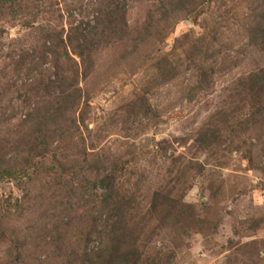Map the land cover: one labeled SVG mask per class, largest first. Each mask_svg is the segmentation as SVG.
Here are the masks:
<instances>
[{
  "label": "rangeland",
  "instance_id": "374dc122",
  "mask_svg": "<svg viewBox=\"0 0 264 264\" xmlns=\"http://www.w3.org/2000/svg\"><path fill=\"white\" fill-rule=\"evenodd\" d=\"M102 1L0 0V264H264V0Z\"/></svg>",
  "mask_w": 264,
  "mask_h": 264
},
{
  "label": "trees",
  "instance_id": "16d2710c",
  "mask_svg": "<svg viewBox=\"0 0 264 264\" xmlns=\"http://www.w3.org/2000/svg\"><path fill=\"white\" fill-rule=\"evenodd\" d=\"M166 1H168L169 7L167 10H165L162 13L161 17L163 19L161 21H168V12L173 13L174 11L179 10L181 3L185 2V1H189V0H166ZM114 3H116L115 0H103L102 2L99 3L98 10L96 12V15H97V17L95 18L96 21H94L96 24L99 22L100 23H104V22L114 23L115 22L117 10H116V5ZM263 21H264V15H262V16L260 15L259 22L256 23V25H255L256 30H254V28L253 29L250 28V32L253 34L257 33L260 38H264V27H263L264 23H263ZM151 27H153L152 24H150L149 29ZM85 29L86 28H84V27L82 28L81 25L75 27V33H74L72 39L77 42L76 46H79V49L81 46L84 47L87 42H88L90 47L95 45V41L88 40L89 36H88L87 32H85ZM149 29H147L146 31L148 32ZM80 37L83 38V42L81 44L78 43L80 40ZM45 40H50V39L47 38ZM256 40L258 41V38ZM59 43L61 45H64L60 39H59ZM47 49L48 50L45 51L46 53L50 52V54H51V52H54V51H51L52 50L51 48L50 49L47 48ZM45 52L42 55H46ZM63 55L65 57H68V54L66 52V47L63 49ZM79 55H82V53H80ZM45 57L43 56V58H45ZM166 66H168V64H166L165 62H163V61L159 62L157 68L160 69V67H161V69L166 70V72L168 74L163 73L161 71L160 76L156 77V79L153 82L147 83V84L143 85L142 87H140V92L137 94L135 101H134L136 104H134V102H133L134 105L133 106L131 105L134 108L132 111V114H134L136 112L140 113L143 110L144 111L147 110V107L149 105V96H150L152 90L156 87L154 85L156 83H158L157 79L159 82L163 83L172 74L173 69L172 68H166ZM167 75H169V76H167ZM248 83L251 85V87L257 86V85L263 86L264 85V77H263L262 73L251 74L248 77ZM259 90H262V88ZM67 102L69 103V101H63L61 99V101L59 103L54 104V106H56V108L50 109V117H51L52 111H54V113L58 112V107L59 106L65 107ZM138 102H139V104H137ZM135 108H137L136 112H135ZM55 115H57V113ZM52 123L53 122H51V124ZM43 124H48V123H46V122L42 123V121L39 123L40 126H42ZM47 133H49V136L47 135ZM52 136L53 135L51 132H48V130L46 128L41 127V129H39L37 131L36 138L33 140V142L37 146H42V145L47 146L49 144V143H47L49 141L48 138H50V137L52 138ZM5 176L10 178V177H12V173L10 170L3 169V165L0 161V179H3ZM108 198H109V196H105L104 202L107 201ZM44 216H46V215H44ZM116 225H117L116 223L112 222L111 224H109L105 228L106 233L103 236L104 237L110 236V239H109L110 243H109V246H106V248H103L102 255H98V258L101 260V264H138L137 259H136L135 255L133 254V252L131 254L129 251H126V249H121V247H119V246L115 247L112 245L113 242L115 244H117V240L121 237V234H119L117 231Z\"/></svg>",
  "mask_w": 264,
  "mask_h": 264
}]
</instances>
